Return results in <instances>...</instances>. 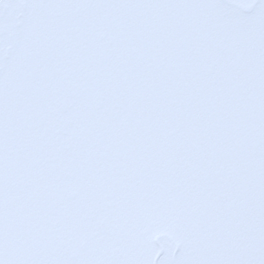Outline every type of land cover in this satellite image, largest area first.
<instances>
[{
  "label": "snow or ice",
  "instance_id": "obj_1",
  "mask_svg": "<svg viewBox=\"0 0 264 264\" xmlns=\"http://www.w3.org/2000/svg\"><path fill=\"white\" fill-rule=\"evenodd\" d=\"M0 264H264V0H0Z\"/></svg>",
  "mask_w": 264,
  "mask_h": 264
}]
</instances>
